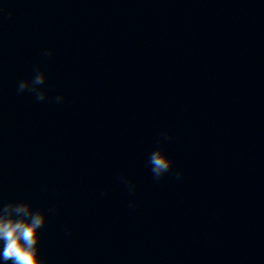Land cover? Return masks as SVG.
Segmentation results:
<instances>
[{"label": "water", "instance_id": "1", "mask_svg": "<svg viewBox=\"0 0 264 264\" xmlns=\"http://www.w3.org/2000/svg\"><path fill=\"white\" fill-rule=\"evenodd\" d=\"M0 199L47 264H264V0H0Z\"/></svg>", "mask_w": 264, "mask_h": 264}, {"label": "clouds", "instance_id": "2", "mask_svg": "<svg viewBox=\"0 0 264 264\" xmlns=\"http://www.w3.org/2000/svg\"><path fill=\"white\" fill-rule=\"evenodd\" d=\"M53 54L52 49H46L42 55L49 57ZM47 76L39 67L34 69L31 80H21L17 85V93L29 92L35 96L38 102L48 99V90L45 85ZM64 100L63 95L55 97L57 103ZM165 139H171L165 136ZM174 162L167 156L162 148H157L149 154L148 166L155 180H160L173 169ZM174 175L177 179L183 176L182 170H177ZM130 194L136 191V185L126 176L120 177ZM107 193H101L106 195ZM130 202L129 207H133ZM55 212V207H50L46 213L40 209H34L27 201L3 202L0 199V261L4 264H47V261L40 254V230L47 223L48 213Z\"/></svg>", "mask_w": 264, "mask_h": 264}]
</instances>
